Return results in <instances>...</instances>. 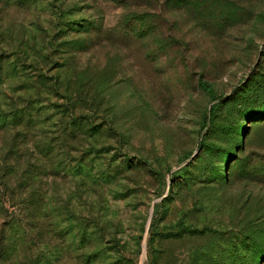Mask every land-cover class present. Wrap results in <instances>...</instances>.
I'll list each match as a JSON object with an SVG mask.
<instances>
[{"label": "rangeland", "instance_id": "rangeland-1", "mask_svg": "<svg viewBox=\"0 0 264 264\" xmlns=\"http://www.w3.org/2000/svg\"><path fill=\"white\" fill-rule=\"evenodd\" d=\"M0 264H264V0H0Z\"/></svg>", "mask_w": 264, "mask_h": 264}, {"label": "trees", "instance_id": "trees-1", "mask_svg": "<svg viewBox=\"0 0 264 264\" xmlns=\"http://www.w3.org/2000/svg\"><path fill=\"white\" fill-rule=\"evenodd\" d=\"M197 84L208 95L209 98H212V99L217 98L214 95V92H213V89H212L210 83H208L202 79H198ZM214 108H215L214 106H210L209 111H208L207 116H206V120H208L210 118V116L213 115ZM252 108L253 107H251L249 110H243V113L246 115L251 114L252 112H254ZM202 127H205V124H202Z\"/></svg>", "mask_w": 264, "mask_h": 264}]
</instances>
